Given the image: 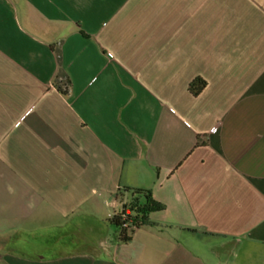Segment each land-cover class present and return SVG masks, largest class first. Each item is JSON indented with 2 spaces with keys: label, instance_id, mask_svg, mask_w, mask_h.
<instances>
[{
  "label": "crops",
  "instance_id": "crops-1",
  "mask_svg": "<svg viewBox=\"0 0 264 264\" xmlns=\"http://www.w3.org/2000/svg\"><path fill=\"white\" fill-rule=\"evenodd\" d=\"M0 264H264V0H0Z\"/></svg>",
  "mask_w": 264,
  "mask_h": 264
},
{
  "label": "trees",
  "instance_id": "trees-1",
  "mask_svg": "<svg viewBox=\"0 0 264 264\" xmlns=\"http://www.w3.org/2000/svg\"><path fill=\"white\" fill-rule=\"evenodd\" d=\"M62 76V75H60ZM67 81L62 78L58 84V90L65 94L67 90ZM205 86L201 79H195L189 85V91L197 96ZM120 192L129 196L126 204L109 217V224L119 230V240L128 242L131 234L149 222V215L161 210L159 205L152 197L150 191L141 189L124 188Z\"/></svg>",
  "mask_w": 264,
  "mask_h": 264
},
{
  "label": "rangeland",
  "instance_id": "rangeland-1",
  "mask_svg": "<svg viewBox=\"0 0 264 264\" xmlns=\"http://www.w3.org/2000/svg\"><path fill=\"white\" fill-rule=\"evenodd\" d=\"M34 229H36V231L38 232L39 235H43L44 236L45 229H43V228H41L39 226L37 228H34ZM48 239H62V238H61V235L59 233L58 234L56 233V234H53V236L49 237ZM38 251H40L39 248H37L36 252H38Z\"/></svg>",
  "mask_w": 264,
  "mask_h": 264
},
{
  "label": "built area",
  "instance_id": "built-area-1",
  "mask_svg": "<svg viewBox=\"0 0 264 264\" xmlns=\"http://www.w3.org/2000/svg\"><path fill=\"white\" fill-rule=\"evenodd\" d=\"M213 132H215V131H213Z\"/></svg>",
  "mask_w": 264,
  "mask_h": 264
}]
</instances>
